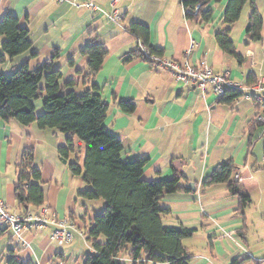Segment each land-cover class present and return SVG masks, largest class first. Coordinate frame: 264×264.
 I'll return each mask as SVG.
<instances>
[{"label":"crops","instance_id":"crops-1","mask_svg":"<svg viewBox=\"0 0 264 264\" xmlns=\"http://www.w3.org/2000/svg\"><path fill=\"white\" fill-rule=\"evenodd\" d=\"M113 1H97V9L90 10L48 0H0V19L6 13L15 16L19 26L29 31L31 42L27 51L13 59L5 58L0 63V73L9 74L25 61L31 70L48 63L59 70L63 93H81L95 85L109 104L105 127L121 141V159H147L142 178L148 181L167 179L174 173L189 181V190L164 194L159 203L161 209L169 211L163 217L165 226L203 231L212 246L210 256L202 250L189 264H231L245 256L249 261L243 264H264L263 237H257V254L239 240L242 218L237 213L238 198L231 196L225 185L205 191L199 186L219 163L231 160L244 191L257 187V173L264 172V112L256 109L250 99L241 98L229 106L217 104L210 84L201 90L176 82L170 71L140 57L126 61L139 42L124 30L131 23H142L149 28V44L163 50L162 58L193 66L205 63L234 83L249 86L264 80V0H254L263 19L259 40L246 39L252 13L248 5L230 30L235 51L243 59L241 64L215 43L216 33L225 27L223 16L229 0L211 1L206 8H212L213 18L204 24L187 19V14H196L198 6L184 8L181 0ZM113 12L122 16L120 23L109 19ZM90 33L97 35L107 55L92 82L86 83L87 58L80 52L89 42ZM3 40L0 36V56ZM70 81L74 85L66 87ZM120 100L134 101V112H121ZM40 102L35 103L37 116L43 111ZM261 115L263 126L251 129ZM65 141L66 135L56 129L0 119V199L5 207L20 213L14 198L16 167L23 151L31 149L33 165L41 171L43 208L73 225L72 240L60 245L51 239L53 225L23 230L20 242L7 229L0 236V264L10 250L16 259L33 264H84L93 253L83 227H89L93 218L103 212L104 204L79 197L89 186L69 171L73 156L63 159L59 155ZM74 146L82 168L85 147L76 138ZM28 210L30 214L39 212ZM183 244L191 252L190 246L184 241Z\"/></svg>","mask_w":264,"mask_h":264},{"label":"trees","instance_id":"trees-1","mask_svg":"<svg viewBox=\"0 0 264 264\" xmlns=\"http://www.w3.org/2000/svg\"><path fill=\"white\" fill-rule=\"evenodd\" d=\"M211 1L218 3L221 0H181V5L190 9L198 6L195 15L186 16L190 21L204 24L213 18L212 8H206ZM247 5L252 8V13L248 19L246 39L259 40L263 19L254 7V0H229L223 16L225 27L215 35L217 48L239 64L243 59L235 51L230 30ZM124 30L139 42L138 48L125 57L126 61L140 57L154 64L149 56H163V50L149 44L148 26L134 22L126 25ZM0 36L4 37L0 63L5 58L17 57L31 46L29 31L20 27L18 19L9 13L0 19ZM80 53L87 58L84 81L91 83L101 69L107 50L98 41L97 35L90 33V40ZM60 78L59 70L52 69L50 64L44 63L31 70L28 61L9 74L0 73V119L6 122L14 120L22 126L36 124L40 129L52 128L66 135L65 145L59 147V155L63 159L73 156V161L68 164L69 171L74 176H80L89 186L79 193V197L86 201H102L104 204L103 212L93 218L89 227H83L85 240L93 250L84 264H189L194 255L183 241L191 238L197 229L165 226L163 217L169 211L159 206L164 194L189 190V181L180 173L157 181L143 179L148 161L145 158L133 161L121 159L123 146L116 136L106 130L109 104L102 99L98 88L92 84L81 93L73 90L63 93L59 85ZM73 85L74 81L65 84L66 87ZM240 96L241 91L226 89L216 102L229 106ZM38 100L41 101L43 111L37 116L34 102ZM118 106L126 114L135 110L132 100H120ZM259 126H263V121L255 120L251 129ZM74 138L85 147L82 168L78 165ZM236 169L231 160L221 162L199 186L201 191H205L225 185L229 194L238 198L237 213L242 216L251 200L240 182L234 178ZM14 198L22 215L30 214V208L38 211L43 208L45 194L41 171L33 165L31 149L23 151L16 167ZM1 226L0 236L8 229ZM240 235L243 236V231ZM247 261L249 257L245 256L235 259L231 264ZM3 264L33 263L16 259L10 250Z\"/></svg>","mask_w":264,"mask_h":264},{"label":"built area","instance_id":"built-area-1","mask_svg":"<svg viewBox=\"0 0 264 264\" xmlns=\"http://www.w3.org/2000/svg\"><path fill=\"white\" fill-rule=\"evenodd\" d=\"M48 1L57 3L66 2L73 6H82L90 10H95L97 9L96 2L100 0H87L82 2H80V0ZM109 19L120 23L122 21V16L118 12H113L109 15ZM145 54L148 55L147 50H145ZM149 57L153 59L156 66L170 71L175 81L178 83L183 85H194L201 90H203L207 84H210L212 92L217 99L224 95L226 89L241 91V96L234 101H238L241 98L250 99L253 101L256 109H259L262 114L264 112V96L262 95L264 92L263 79L249 86H241L228 79L225 75L214 72L213 69L205 63L193 66L187 62L182 63L152 55ZM262 118L263 116L261 115L257 117L256 120L262 121ZM234 178L237 181L241 180L238 175H235ZM0 225L6 226L18 242L22 241L21 234L23 230H42L48 225L54 226L51 239L57 244L68 243L72 240L73 225H71L67 219H59L54 213L49 214L46 208H41L37 214L22 215L15 211L8 210L0 199Z\"/></svg>","mask_w":264,"mask_h":264},{"label":"rangeland","instance_id":"rangeland-1","mask_svg":"<svg viewBox=\"0 0 264 264\" xmlns=\"http://www.w3.org/2000/svg\"><path fill=\"white\" fill-rule=\"evenodd\" d=\"M34 103H37L35 101ZM41 103V102H40ZM239 176V175H238ZM235 177V175H234ZM240 177V176H239ZM237 181V180H236ZM257 187L250 189L246 194L249 195L251 203L244 208L241 224L243 236L240 242L257 254V237L264 238V172L260 171L256 176ZM240 182V181H238ZM198 234L193 238H186L184 243L189 245L191 253L195 256L207 250L206 253L211 255L212 246L203 231L197 230ZM262 242V241H261ZM213 258V257H212Z\"/></svg>","mask_w":264,"mask_h":264},{"label":"water","instance_id":"water-1","mask_svg":"<svg viewBox=\"0 0 264 264\" xmlns=\"http://www.w3.org/2000/svg\"><path fill=\"white\" fill-rule=\"evenodd\" d=\"M263 95H264V94H263ZM189 187L193 189V188H194L193 183H190V184H189Z\"/></svg>","mask_w":264,"mask_h":264}]
</instances>
